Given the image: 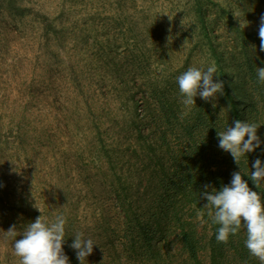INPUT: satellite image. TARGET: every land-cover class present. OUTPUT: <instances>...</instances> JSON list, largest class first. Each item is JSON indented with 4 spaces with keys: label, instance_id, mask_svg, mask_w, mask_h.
<instances>
[{
    "label": "trees",
    "instance_id": "obj_1",
    "mask_svg": "<svg viewBox=\"0 0 264 264\" xmlns=\"http://www.w3.org/2000/svg\"><path fill=\"white\" fill-rule=\"evenodd\" d=\"M71 1L0 0V29L10 23L15 32L9 31L21 37L22 44L34 35L40 51L39 75L47 78L50 72H55L57 75L51 79H61L62 88L71 86L76 94L65 91L68 96L65 99H69L67 105H74L75 110L79 108L76 96L89 106V97L85 94V73L101 68L106 82H109L110 73L119 77L125 67L133 74L131 81L134 86H129L128 80L123 82L130 100V120L122 128L130 131L129 137L133 142L134 161L128 166L130 177L137 174L140 182L146 181L145 192L139 195L144 204H139L133 192L134 182L125 176L120 154L126 149L118 147L121 138L117 140L111 133L114 120L107 114L103 120L96 118L88 111V118L81 119V123L77 119L66 123V126L73 123L76 127L91 130L94 143L89 150H93L92 154L87 152L86 141L82 139L77 155L83 160L84 154H90V159L98 160L93 170L101 176L99 178H104L101 182L109 185L108 193L113 197L108 207L89 206L87 210L89 221L84 237L97 233V239H92L96 245L85 264H172L176 256L182 264H204L203 251L208 253L209 264H260L245 246V228L230 236L227 244L217 242L219 225L209 217L208 209L204 207L208 201L201 193L205 191V185L211 186L207 189L209 193L212 188L219 190L223 185H230L232 174L241 172L250 188L264 200V186L257 188L241 169L250 174L254 171L252 165L256 159L264 161V84L257 82L256 71L258 67L264 68V51L260 50L257 31L248 33L234 22L236 14L263 16L264 0H230L232 5L228 9L220 0H178L179 6L187 9L185 19L189 28L175 31L169 30L164 23L167 17L151 14L144 0H133V15L125 11L127 0L109 2L108 9L106 4L98 3L93 7L96 8L94 13H86L88 21L80 19V12L72 16ZM139 3L140 10L137 8ZM68 24L69 28L66 27ZM83 25H86L85 29L81 28ZM126 29L131 36H124ZM100 30L111 43L99 40ZM71 31L78 33L72 46L76 53L67 59V40L72 37ZM225 31L232 33V44L223 37ZM113 33L122 37L116 35L117 39L113 40ZM90 38L101 51L100 57L93 62L82 51ZM119 49L127 50V55L119 56ZM236 50H239L238 54ZM19 55L12 57L17 70L26 62ZM79 56L83 58L78 59ZM196 57L206 67L215 62L218 75L214 76V82L223 81V94H217L212 102L197 96L196 105L185 106L177 77ZM183 60L184 65L181 66ZM96 79L89 80L97 84ZM2 80L3 75H0V85ZM27 90L30 98L23 111H30L28 106L31 99H35L37 109L55 116L58 108L54 100L46 103L34 85ZM133 105L140 107L139 112ZM22 120L25 121L26 117H22L20 124L15 126L17 130L12 137L6 134H13V128L8 129L5 124L0 126V228L8 231L15 225V239H22L28 223L42 215L36 206L43 209L44 220L48 223L62 215L66 218L64 253L69 264H80L76 250L70 246L79 228L74 220L75 209L65 207L66 203H63L61 209L53 214L51 206H39V194H32L24 186V179L33 177L37 165L24 150ZM236 120L255 124L261 120L257 129L261 146L242 158L241 166L234 162L230 153L219 147L217 135L218 131L233 127ZM82 121L89 124H82ZM106 123H109L108 127ZM58 149L61 161L58 158L54 167L49 169L66 173L69 171L64 160L66 150L63 146H58ZM52 190L59 194L62 192L58 185H54ZM201 224H204L203 229ZM10 240L12 245L5 251L4 260L15 256V240ZM172 244H176L175 249ZM0 248H3V242H0Z\"/></svg>",
    "mask_w": 264,
    "mask_h": 264
},
{
    "label": "rangeland",
    "instance_id": "obj_2",
    "mask_svg": "<svg viewBox=\"0 0 264 264\" xmlns=\"http://www.w3.org/2000/svg\"><path fill=\"white\" fill-rule=\"evenodd\" d=\"M144 1L147 2L145 4L148 6L147 9H149L151 14H159L160 16L168 18V20L164 23H166L169 30L175 31L178 29L189 28V23H187L188 20L185 19L187 9L182 5L179 6L178 0ZM220 1L224 8L228 9L232 5L230 0ZM109 2H114V0H89L88 2H85V0H72L70 2V5L73 8L72 16L74 13L80 12V19L86 20V13L95 12L96 8L93 9L95 5L98 3H101L100 5L106 4L105 8L108 9ZM140 5L141 3H139L137 7L139 10L141 9L139 8ZM125 11L127 14L131 15L135 13L133 0H127ZM253 15V13L251 16L246 14H236L234 17L235 25L248 33L252 31H257L259 33L260 18L262 16ZM238 18L241 20L246 19L248 26L246 28L240 27V20ZM131 20L132 19H129V21ZM69 26L70 24L66 27L69 28ZM81 28L85 29L86 25H83ZM9 30L15 32L14 26H11L10 23H8L7 27L3 26L0 29V75H3V80L0 85V126L5 124V127L13 128V134H6V136L12 137L15 135L14 133L17 130L15 129V126L20 124V119H22V117H26L25 121L22 120L23 126L21 127V133L24 135L25 140L24 150L32 156L33 161L36 162L37 168L33 173V177H27L24 179V186L31 190L32 194H39V206L44 207L45 205L48 208L51 206V213L55 214L61 209L62 204L66 203L65 207L70 206L75 209L76 212H74V220L79 225L78 233L82 232L84 234L87 229L86 225L89 221L87 212L89 206L102 208L103 206L108 207L113 202L112 195L108 193L110 190L109 185L101 182L104 178H99L101 176H97L95 169L93 170V168L98 164V160L90 159V154H92L90 152H93V150L90 151L89 149L94 143L91 130L88 129V127H86V129L80 126L76 127L75 125H72L73 123L70 124V126H66L68 120L73 122L72 119H77L79 120V123H81V119L83 120V118H88L86 113L88 111H91L96 118H101L103 120V118H106L105 115L107 114L110 118H112V120H114L112 122L114 127H110L111 133L114 135V138H117V140L121 138L118 147L120 146L121 150L126 149L125 153L120 154V158L124 161L122 165L124 166L123 170L125 171V176L128 177L130 181L132 180V182H134L133 192L136 193L134 195L139 204H144V199H139V195L142 196V193L145 192L146 181L140 182V177L138 178L135 173L133 177H130L131 169L128 166L134 161L132 148L133 142H131L129 137L130 131L128 129L123 130L122 128V126L130 120V114L128 112V104L130 100L128 90L124 87L123 82L128 80L129 86H134L133 81H131L133 74L129 70H126L125 67L122 75L119 77L113 72L110 73L108 76L109 82H106V80L103 79L104 73L101 68H98V70L95 69L91 73H85V94L89 97V106L84 104L83 100L81 102V98L76 96L75 100L79 103L78 106L81 111L79 108L75 110L74 105L71 107L67 105L69 99H65V97H68L65 94V91L70 94H76V91L72 89L71 86L68 89H66V86L62 88L63 84H61V79L55 81L54 78L51 79V76L57 75L55 72L53 74L50 72V76L47 78L39 75L38 66L39 64L41 65V62H39L40 56L38 53L40 51L39 44L38 47L35 44L34 35H31L29 37L30 39H27L22 44L21 37L14 36ZM77 34L78 33L75 34L74 31L70 32L72 37L67 40V59L70 54L74 56L76 53L72 49V46L75 45L74 38L78 36ZM223 34L225 35L223 37L232 44V33L225 31ZM116 35L120 38L122 37L121 35L113 33L111 39H117ZM5 36H8L9 39L6 40ZM124 36H131V32L126 29V35ZM98 38L105 44L108 42L111 43V41L106 40L105 33L101 32V30L99 31ZM88 45H84L82 51L90 58V62H93L100 57V47H95V43L92 38L88 39ZM127 53L128 51L125 49L118 50L119 56H121V54L123 56L127 55ZM236 53L238 54L239 50H236ZM17 54H20L19 56L26 60V62L18 70L17 68H14L12 62V57H16ZM37 54L38 57L34 58ZM76 55H78V53ZM81 58H83V56L78 57V59ZM182 65H184V60L181 62V66ZM188 65L189 67H201L202 69L206 67V64L204 62H199L197 57L196 59H191ZM99 66H101L100 63ZM31 69H33V72L30 71ZM25 74L28 75L25 77ZM98 74H100V77H97ZM10 75H13L12 79L9 78ZM60 76H62V74ZM90 78H97V84H93L92 81L90 82ZM30 85L36 86L38 95L46 100V103L51 100L55 101V106H57L56 109L58 108V112L54 113L55 116L51 112L44 114L42 111L37 109V104L34 103L35 99H31L32 103L28 106L30 111H23L24 106L26 105L25 102H27L30 98L27 90ZM133 106H135L137 112H139L138 110L140 107H137V105ZM106 121L107 120H105V122ZM260 122L261 120H259L258 125L261 126ZM82 124L87 125L89 123L82 121ZM108 124L109 123H106V127H108ZM82 139L86 141V150L90 153L89 155L84 154L85 157H83V160H81V158L77 155V150L82 146L81 144H83L81 141ZM26 141L31 143V145L27 144ZM58 146H63V149L66 150V153H64V160H66L65 163L69 169L66 173L53 172L50 170L54 167L55 160L60 158L59 160L61 161V151H59L60 149H58ZM101 160L104 159L101 158ZM128 161H130V163L126 164L125 162ZM60 170L61 169L58 168V171ZM17 173L19 174L20 170ZM59 176L62 177V180ZM54 185H58V189L62 190L60 194L59 192L57 193L55 190H52ZM65 212L67 214L69 213L68 210H65ZM203 225L204 224H201L202 229L204 228ZM96 234L97 233H92L89 238L97 239L95 236ZM5 235H7L6 231L0 228V242H3V248H0V264H20L18 263L19 257L17 256H14V259L7 257L4 260L3 257L5 256V251H7L12 245V241L10 240L12 238L8 236L5 237ZM172 248L175 249L176 244H172ZM201 257L204 264H209L208 253L206 251L201 253ZM2 260H4V262ZM172 264H182L179 256H176V258L173 259Z\"/></svg>",
    "mask_w": 264,
    "mask_h": 264
},
{
    "label": "clouds",
    "instance_id": "obj_3",
    "mask_svg": "<svg viewBox=\"0 0 264 264\" xmlns=\"http://www.w3.org/2000/svg\"><path fill=\"white\" fill-rule=\"evenodd\" d=\"M239 19V18H238ZM240 20V27L246 28L248 22ZM260 50L264 51V16L260 18L259 26ZM258 83L264 84V68H257ZM218 75L215 62L207 68L189 67L177 77L179 92L185 106L196 105V97L200 96L206 102H212L217 94H223V81L214 82ZM216 105L213 103V107ZM260 125L236 120L233 127L225 131H218L219 147L230 153L234 162L241 166L242 158L254 152L261 146L257 129ZM254 171L247 174L259 189L264 186V161L256 159L252 165ZM205 185L201 196L208 201L204 206L214 224L219 225L216 240L227 244L230 236L237 235L241 228L246 229L245 246L252 257L264 264V200L258 192L252 190L244 180L241 172H234L230 185H223L221 189L212 188L211 193ZM42 213L34 222L28 223L23 231L22 239L17 236L16 226L13 225L6 234L13 238L14 255L19 257L20 264H69V258L64 253L66 236V218L56 216L54 222L44 220L43 209L36 206ZM75 240L70 245L76 250L80 264H85L87 257L92 254L96 245L91 238L84 234L74 235Z\"/></svg>",
    "mask_w": 264,
    "mask_h": 264
}]
</instances>
